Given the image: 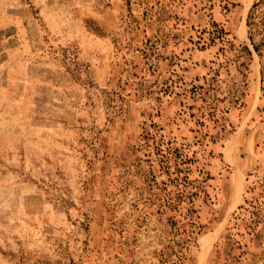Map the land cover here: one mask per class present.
Segmentation results:
<instances>
[{"label": "rangeland", "instance_id": "rangeland-1", "mask_svg": "<svg viewBox=\"0 0 264 264\" xmlns=\"http://www.w3.org/2000/svg\"><path fill=\"white\" fill-rule=\"evenodd\" d=\"M249 1L0 0V264H264Z\"/></svg>", "mask_w": 264, "mask_h": 264}, {"label": "trees", "instance_id": "trees-1", "mask_svg": "<svg viewBox=\"0 0 264 264\" xmlns=\"http://www.w3.org/2000/svg\"><path fill=\"white\" fill-rule=\"evenodd\" d=\"M253 6H256V5L254 4ZM248 18H249V17H248ZM247 26H248V24H247ZM249 40H250V42H251V44H252V46H253V50L257 53L258 56H260L259 48H258L259 46L255 45V44L253 43V39H252V37H251V34L249 35Z\"/></svg>", "mask_w": 264, "mask_h": 264}, {"label": "bare ground", "instance_id": "bare-ground-1", "mask_svg": "<svg viewBox=\"0 0 264 264\" xmlns=\"http://www.w3.org/2000/svg\"><path fill=\"white\" fill-rule=\"evenodd\" d=\"M245 3H246V5H245V8H244V12H245V10L248 8V6H249V4H250V1H249V0H246ZM203 242H204V241H203ZM203 242H202V243H203Z\"/></svg>", "mask_w": 264, "mask_h": 264}]
</instances>
